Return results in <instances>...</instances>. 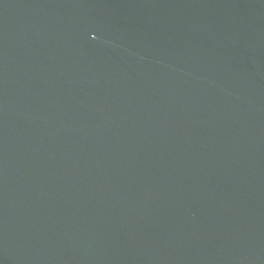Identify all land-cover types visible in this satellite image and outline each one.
<instances>
[{
    "label": "water",
    "instance_id": "water-1",
    "mask_svg": "<svg viewBox=\"0 0 264 264\" xmlns=\"http://www.w3.org/2000/svg\"><path fill=\"white\" fill-rule=\"evenodd\" d=\"M0 264H264V0H0Z\"/></svg>",
    "mask_w": 264,
    "mask_h": 264
}]
</instances>
